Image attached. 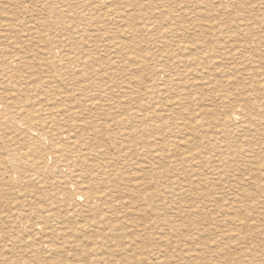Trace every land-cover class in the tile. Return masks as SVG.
Returning <instances> with one entry per match:
<instances>
[{
    "label": "rangeland",
    "instance_id": "obj_1",
    "mask_svg": "<svg viewBox=\"0 0 264 264\" xmlns=\"http://www.w3.org/2000/svg\"><path fill=\"white\" fill-rule=\"evenodd\" d=\"M136 1L0 0V22H3L5 25L0 23V50L6 49L8 56L18 55V57L30 63L27 69L19 67L13 68L16 72L17 83L26 81L31 83L29 86L35 85L37 87L41 84H46L44 81L47 78L51 77L53 79L55 77V79L58 78L60 81L67 82L68 84V87H66L67 91L63 89L65 92H68V98H59L58 96L56 98L57 100L51 99L55 97L54 94L43 98L40 96L41 93H36L37 91L26 92L24 94L19 89L23 87L18 85L15 86V89H18L17 91L14 90V87L0 91V102H3L4 105L7 102L11 104L12 101V103L19 104L18 106L23 104L28 110L37 111L39 113L35 112V114L44 118L45 113L43 110L52 108L55 103L56 105H66L70 104L71 101L81 100L84 106L72 112L82 111L83 116L81 118L71 117V120H77L79 123L80 121L86 123L87 121L94 120L102 125V127H111L113 123L107 122L105 119L107 117L106 114L109 112L110 97L114 95L115 100L121 106L116 112L118 121L125 120L126 123L123 126L114 125L115 127H112V133H120L123 136L124 132H126L127 134L134 135L130 138V142L132 141L131 146L122 150L125 152L130 151L131 155L129 157H122L121 160L123 162L133 160L135 162L134 166L120 163L123 179L118 181V189H113L111 184H108L111 191L113 190L112 195L114 197L110 199V205H113V209H108L105 207L106 205L103 208L88 209L82 205L83 202H80V206L78 207L72 203L70 213L66 214V212H62L73 223L74 232L76 233L75 236L71 237L70 234L73 231L58 222L51 224L44 238L30 231L27 233L21 231V234H19L8 220L14 218L13 214L23 211V209L26 211L31 210L33 207L32 204L37 203L36 198L40 194H43V192L44 194H48L69 189L74 193L75 189L72 184L69 185L70 180L65 178V174L67 173L65 169L58 170L53 174H46L40 179H36L31 176V173H27L28 168L25 166V163L28 162L26 155L28 149H25L27 147L24 145L23 140L17 137L18 132L6 130L3 126H0V160L5 158L4 161L0 162V166L2 165L0 169H5L4 171L8 172L7 175H13L11 177L13 182H9L8 176H5L6 186L4 185L2 187L4 198L0 200V260H2V264H9V262H11L10 264H34L31 261L33 259L31 253V245L33 242L38 241L45 245V242L50 241L49 236H56V234L58 235L59 242H65L66 240L75 243L83 242L89 248L90 238L103 243V235L106 234L111 226L117 225L120 222H126L124 225L131 224L132 222L140 225L146 224L152 228L155 222L162 223L171 221L173 224L183 226V231L188 236L192 232H195L194 230L191 232L187 231V222L185 221L188 218L198 222L201 228H205L208 232H212L215 235L216 233L220 234L219 231L223 232L224 237L227 238V245H230L227 246L229 247V251H235V248L244 247L248 253L244 257V264H264V147L260 149L259 178L255 179L248 175L244 177L243 182L253 186L251 191L246 193L247 197L241 196L242 193L233 186L236 182L229 181L231 190L226 187L220 189V187H224L220 185L213 190L209 189V185L204 183V179L207 178L206 176H210L208 171L205 170L206 167L200 169V177L193 176L187 178L184 174V167H182V171L179 173L172 171L173 173L171 174L161 175L157 172L164 171L165 168L162 167V162L161 164L157 163L155 165L156 168L152 171L150 167L151 159L149 158L150 150L155 151V154H159V152L160 154H165L167 153L166 151L173 150L176 146H180L179 149L183 153L189 150L186 153V157L189 158L201 152H210L208 156L213 159L216 158L215 153H219V151L224 154L227 153L229 148L226 142V135L223 136V132L217 128L215 120L207 117H211L212 115L219 117L222 114L223 106L221 104L223 100H221V95L225 94L226 91L237 92V88L244 79V76L241 74L243 73L244 60L241 61L239 54H236L239 49L236 47L233 39L222 38L221 48L213 52L205 48L192 47L188 52L181 53L176 46L180 44V40H178L180 37L177 38V36L184 32L187 35L199 34L200 31L213 32V34H232L235 36L237 31L246 30L247 28L254 29L264 36V0H247L245 3L247 6L244 9L242 8L241 11L231 9L233 5L237 4L236 1L234 3L232 2V5L229 7L224 6L231 0ZM127 6L128 8L125 9ZM114 16L116 17L114 18ZM21 24L22 27H20ZM160 36H165V39H161ZM188 37L190 39L189 41H191V38H195L194 36ZM261 38V58L260 62L256 63V65L260 67V72L264 73V37ZM135 39L138 41L136 40L137 43H133V49L124 50L123 44L127 42L131 43ZM58 40L64 41V46L60 47L57 42ZM166 42L174 46L168 48L165 46ZM37 47L38 49H36ZM156 51L158 54H156ZM66 54H68V57L71 56L77 61V63L71 62L68 71L63 69V64L60 62L54 64L49 63L50 60L57 62L59 59L58 56L64 57ZM240 54L242 53L240 52ZM53 55H57V57H53ZM134 56L135 58H133ZM140 57L141 59H139ZM141 60L143 62L146 60L147 62L143 63ZM0 61H4L1 55ZM188 73L190 76L187 75ZM170 80H172L171 84ZM98 81L107 83L109 89L107 88L102 91L96 84L99 83ZM216 81L220 82V87L216 86ZM17 83L14 81L13 84ZM75 83L79 84V86H74ZM177 83H180L181 86H178ZM170 87L172 89L176 88L180 94L188 87L186 89L187 95L176 96L174 91L172 89L170 90ZM7 96H11L13 99L4 101L3 99ZM186 110L192 115H183L181 118L176 117L177 114L175 112H184ZM129 114H134L135 117L129 120ZM192 120L201 121V123L196 126L189 124ZM238 125L239 123H236V126ZM185 127L186 129H183ZM90 134H93V132H90ZM234 135L238 138L239 142L243 140L240 132ZM221 138L223 139L220 140ZM151 140L156 143H152ZM207 140L210 144H208L209 142ZM230 140L232 142L234 139ZM263 140L264 135H260V147L262 146L261 143ZM106 151L123 156L121 150L107 148ZM15 154L16 157L21 158V169L26 168L23 174L20 172L22 171L21 169L20 171H15L11 164L10 158L15 156ZM95 157L97 158V156ZM121 160L120 162H122ZM185 170L188 171L187 175L189 176V168L185 167ZM149 172H151L152 176H150L151 174ZM151 177L152 180L150 179ZM189 179L195 185L197 183L201 184L199 188L203 190H199V192L202 191L207 196L200 194L198 191L174 193L166 188L173 180L185 182ZM207 180L209 181L210 179L208 178ZM213 182L218 181L214 180ZM224 182H226L225 179ZM134 183H136L135 186L137 189L132 187ZM15 184L16 186H14ZM256 185L260 186V190H256ZM121 188L129 190H125L127 191L125 192L126 194L123 193L121 196L120 194L117 195L116 192L119 193ZM131 190L134 191L135 197L139 201L144 197L150 199V204L145 207L146 211L144 213L133 212L134 207L131 208L130 206L123 205L126 202L125 198L132 193ZM134 193L132 194L134 195ZM231 198L233 199L231 200ZM226 200L228 203H225ZM135 208L134 210H137L138 206ZM236 208L240 211L239 218L241 221L237 222V224L239 222L242 224L240 226L234 224L236 222L235 219L238 218L234 217L235 213L232 209ZM58 211L53 209V212L56 214ZM85 214L86 216H84ZM105 217L108 219L103 221ZM131 232L133 234L135 233L132 229H126L123 233L133 235ZM169 232L172 233L170 230ZM242 232L244 233L242 234ZM151 233V239L146 246V250L142 251V258L144 260L142 264H185L184 262L187 260L186 256L187 258L189 257V253H185L189 252V249L200 250L202 246L199 243H205L206 239L207 242L209 241L208 239L213 237V234H211L212 237L205 235L201 237L200 241H196V244L193 243L194 245H190L191 248H188L189 246H186L187 242L180 240L182 239L181 236L179 239L172 237L167 244L162 245L158 238L160 236L159 231H151ZM115 244L114 242H111V244L105 243V246L99 249L98 258L100 260L98 262H101L100 264H132L124 261L118 253H114L117 248ZM236 251L239 252V250ZM136 252L139 254L140 250ZM182 253L186 256L184 257ZM82 258L70 257L66 259L64 264H91L92 260H94V258L92 259L90 257L89 259ZM231 263L233 264L234 260L230 261Z\"/></svg>",
    "mask_w": 264,
    "mask_h": 264
},
{
    "label": "bare ground",
    "instance_id": "obj_2",
    "mask_svg": "<svg viewBox=\"0 0 264 264\" xmlns=\"http://www.w3.org/2000/svg\"><path fill=\"white\" fill-rule=\"evenodd\" d=\"M208 1H212V0H208ZM234 1L237 2V4L233 5L231 8V9H234V11H241L242 8L244 9L247 6L245 4L247 2V0H231L227 5H224V6L229 7L230 5H232L231 4L232 2L234 3ZM121 5H123V4H121ZM126 8H128V6L125 7V9ZM141 13H143V12H141ZM187 15H189V14H187ZM198 15H200V14H198ZM116 16H114V18ZM207 18H209V17H207ZM18 20H19V18H18ZM18 20H16V21H18ZM168 20H169V18H168ZM7 21H8V19H7ZM170 21H171V19H170ZM0 23H3V22H0ZM3 25H4V23H3ZM213 26H214V24H213ZM20 27H22V24L20 25ZM201 29H203V28H201ZM153 31H151V32H153ZM165 31H167V30H165ZM195 32H199V31H195ZM99 34H100V32H99ZM1 36H3V35H1ZM188 36H190V37L194 36L195 38H191V41H189L190 39H188L189 38ZM36 37H37V34H36ZM261 37H264V36H262L260 34V32L255 31L254 29H250V28H247L246 30L237 31L235 36L232 34H229V35L228 34H221V33L213 34V32H203V31H200L199 34L194 33L191 35H187V33L184 32V33L179 34L177 36V38H179L178 40H180L179 41L180 44H177L176 46L178 47L179 51H181V53H183L185 51L188 52V50L191 49L192 47L205 48L208 51L213 52L216 49L221 48V46H222L221 45V39L222 38H225V39L228 38L229 40L233 39L236 43V47L239 49L236 54H239L241 61L244 60V62H243V65H244L243 66V73H241L244 76V79H243V82L241 83V85H239V87L237 88L236 93H233L231 91L230 92L226 91L225 94L221 95V100H223V103L221 104L223 106L222 114H220L219 117L215 116V115H212L211 117H207V118H210L211 120H215V122L217 123V128L220 129L221 132H223V136L226 135V142L228 143V148H229L227 153L224 154V153L219 151V153H215L216 158L213 159L210 156H208V155H210V152H201L199 154L193 155L192 158L186 157V153L189 150H186V152L183 153L179 149L180 146L174 147L173 150L166 151L167 153H165V154H162V153L160 154V152H159V154H155V151L150 150L149 151L150 152L149 158L151 159L150 167H151L152 171L156 168L155 165L157 163L161 164V162H162V167L165 169H164V171L157 172L158 174H161V175H164L167 173L171 174V173H173L172 171L179 173L182 171V167H184L185 176L187 178H191L193 176L200 177V175H201L200 169L203 167H206L205 170L208 171V174L210 176L209 177H208V175L206 176L207 178L204 179V183L209 185L208 186L209 189L213 190L214 188H218V186L220 185V186H224V187H220V189H224L226 187L227 189L231 190V188L229 187V181L230 182H236V184L233 186L236 187L238 189V191L242 193L241 196L247 197L246 193L248 191L250 192L251 188L253 186H250L247 183L243 182L244 177L246 175H248V176H252L255 179L259 178V176H260V149H262L264 147V140L261 143L262 146L260 147V135H264V73L260 72V70H261L260 67H258L256 65V63L260 62V58H261L260 57V45H262V43H261L262 38ZM140 38H141V35H140ZM160 38L165 39V36H160ZM136 40L137 39H135L131 43L127 42V43L123 44L124 50L133 49L132 48V46H134L133 43L134 42L137 43V41H138V40L137 41ZM57 42L60 45V47L64 46V43H65L64 41L58 40ZM225 42H228V41H225ZM30 44H32V43H30ZM49 45H51V44H49ZM165 46L170 48V47H173L174 45L173 44H167V42H166ZM19 48H22V47H19ZM36 49H38V47ZM240 52L242 54H240ZM7 53L8 52L6 49L0 50L1 58L4 59V61H0V91H2L4 89L12 88V87H14V90L17 91L18 89L16 90L15 86L21 85L23 88H19V89H21L24 94L26 92L37 91L36 93H41L40 96H42L43 98H45V96H48L51 94L55 95L54 98H51V99H55V100H57L56 98H58V96H59V98H62V97L68 98V92H65V91H67L66 87H68L67 82L60 81L58 78L55 79V77H53V79H51V77L47 78L44 81L46 84H41L40 86H37V87L35 85L29 86V85H31V83H28L26 81L17 83L16 72L14 71L13 68L19 67V68L27 69V68H29L30 63L26 62L23 58L18 57V55L8 56ZM14 54H15V52H14ZM40 54H41V52H40ZM113 54H112V56H113ZM129 54L131 55V53H129ZM156 54H158L157 51H156ZM23 56H24V54H23ZM135 56L133 58H135ZM152 56H153V54H152ZM186 56H188V55L186 54ZM189 56H190V54H189ZM8 57H9V59H8ZM53 57H57V55H53ZM58 58L59 59L57 62H52L50 60L49 63L54 64V63L60 62L63 64V69L67 70V71L69 69V66L71 65V62L77 63V61H75L73 59V57H71V56L68 57V54L64 55V57L58 56ZM136 58H138V57H136ZM149 58H152V57H149ZM177 58H178V56H177ZM257 58H259L258 61H257ZM139 59H141V57ZM202 59H201V61H202ZM263 59H264V56H263ZM87 60H89V59H87ZM195 60H199V59H195ZM144 62L146 63L147 61L145 60ZM133 64H135V63H133ZM162 64H163V62H162ZM196 64H198V63H196ZM77 67H79V66H77ZM120 67H121V65H120ZM187 75H189V73ZM107 78H109V77H107ZM128 80H131V79H128ZM14 81L17 84H13ZM136 81H138V80H136ZM234 81H236V80H234ZM171 82H172V80H170V84H171ZM187 83H185V84H187ZM215 83H216L217 87H220L219 81H216ZM93 84L95 85V83H93ZM96 84L100 87V89L102 91L106 90L107 88L109 89V85L105 82H99ZM133 85H134V83H133ZM177 85L181 86L180 83H177ZM74 86H79V84L75 83ZM127 87H129V86H127ZM187 88L188 87H186L185 91L183 93L181 92V94L176 88L172 89L170 87V90L172 89L174 91V93L176 94V96H182V95H187V91H186ZM63 89H65V91ZM127 90H130V89H127ZM62 91H64V92H62ZM37 97H38V95H37ZM184 97H186V96H184ZM9 99H13V98L11 96H7L3 100L6 101ZM74 99H76V98H74ZM187 100H189V99H187ZM12 102H11V104H10V102H7V103H5L6 105H4L3 102H0V126H3L6 130L18 132L17 137H20L23 140L24 145L27 147L25 149H28V151L26 153V155L28 157V162L25 163V166L28 168L27 173H29V174L31 173L32 174L31 176L35 177L36 179H40L41 177L45 176L46 174H53L54 172H56L58 170L65 169L67 172L65 174L66 175L65 178L70 180L69 185H71V184L73 185L75 192L73 193L69 189H66V190L64 189V190H61L59 192H55L56 191L55 190L54 191L55 193H48V194H44V192H43V194H40L36 198L37 203L32 204L33 207L31 208V210L26 211L22 208L23 211H20V212L13 214L14 218L8 219V220L11 222L12 227L15 228L19 234H21V231L26 232V233L30 231V232L35 233V235L41 236V237L43 236L42 238H44V235L48 232V229H50L51 224L54 222H58V223H62L63 225L67 226L68 229L73 231V233L70 234L71 237L75 236L76 233L74 232V230H75L74 225L70 221V219L66 218V214L71 212L70 206H72V203L74 204V206L78 207V206H80L79 203L83 202L82 205L88 209H98L100 207L103 208L105 205H106L105 207H107L108 209H113V205H110V202H111L110 199L114 197L112 195L113 190L111 191V188L108 184H111L113 189H118V181L123 179L122 170L120 169V163L127 164L129 166L135 165V162L133 160L128 161V162H123L121 160L122 157H129L131 155L130 151L125 152L122 150L124 148H129V146H131L132 141L130 142V138H132L134 135L133 134H127L126 132H124L123 136L120 133H118V134L112 133V127H115L118 125L123 126L126 123L125 120H122L121 122H119L118 117L116 116V112L121 108V106L115 100L114 95H111L110 107L108 106L109 112L106 114L107 117L105 120L107 122H111L113 124H111V127H108V126L102 127V125L98 124V122H96L94 120L87 121L86 123L84 121H80V123H79L77 120H75V121L71 120V117L81 118L83 116L82 111L72 112L73 110L82 108L84 106V104L81 103V100L71 101V103H74V104L70 103V104H66V105H64V104L56 105V103H55V105L52 108H48L46 110H43V112L45 113L44 118L37 116V114H35V112L36 113H39V112L28 110L25 105L20 104L21 106H18L19 104L17 105V104L12 103ZM173 102H174V99H173ZM27 107L29 108V106H27ZM105 109H107V108H105ZM175 113L177 114L176 115L177 118H181V117H183V115H192L187 110L184 112H175ZM88 114L90 116V113H88ZM90 117H92V116H90ZM133 117H135L134 114L128 115L129 120H132ZM157 119H159V118H157ZM199 123H201V121L192 120L191 123H189V124L196 126ZM236 123H239V125L236 126ZM152 128H155V127H152ZM183 129H186V127ZM90 132H93V134H90ZM176 132H178V131H176ZM239 132L242 134L241 137L243 139L240 142H239L238 138L235 137V135H234V134H237ZM166 135H168V134H166ZM172 137H174V136H172ZM222 139L223 138H221L220 140H222ZM230 139H234V140H232V142H231ZM216 141L218 142V140H216ZM234 141H235V143H234ZM151 142H152V140H151ZM172 142H171V144H172ZM182 142H185V141H182ZM207 142H209V141L207 140ZM152 143H156V142H152ZM208 144H210V142ZM107 148H114V149H117L119 151L121 150V152L123 153V156H118V155L113 154V153H108L106 151ZM190 148H192V147H190ZM142 155H145V154H142ZM95 156H97V158ZM4 159L5 158L1 159L0 162L4 161ZM8 159H9V157H8ZM10 159H11V164L14 167L15 171H20V169L22 168L21 158L16 157V154H15V156L11 157ZM120 160L122 162H120ZM158 160H160V161H158ZM185 167L189 168V173H190L189 176L187 175L188 171L185 170ZM24 169H26V168L21 169L22 170V171H20L21 174H23L25 172ZM4 170L0 169V200L4 198V193H3L2 187L6 183L5 176L8 173L7 171H4ZM149 173L151 174V172H149ZM179 175H181V174H179ZM7 176L9 178L8 179L9 182H13L11 179V177H13V175L8 174ZM150 176H152V174ZM239 176H240V179H239ZM208 178L210 179L209 181L207 180ZM150 179L152 180V177ZM224 179L226 182H224ZM214 180L218 181V182H213ZM148 181H150V180H148ZM150 182H152V181H150ZM136 183H134L132 186L134 189H137V187L135 186ZM66 184H68V183H66ZM206 184H204V186H206ZM252 184H254V183L252 182ZM69 185H68V187H69ZM14 186H16V184ZM200 186H201V184L197 183V185H195L189 179L188 181H185V182L173 180L172 182H170V184L166 188L169 189L170 192H174V193L181 192V193H183V192H193V191L199 192V190H203L202 188H199ZM256 187H257L256 190H260V186L256 185ZM203 188H205V187H203ZM47 189H48V187H47ZM125 190H129V189L121 188L119 193L118 192H116V193H117V195L120 194V196H121V194H123V193L126 194L125 192H127V191H125ZM121 191H124V192H121ZM131 192L134 193V191H132V190H131ZM132 193H130V196L128 195V197L125 198L126 202H124L123 205H126L127 207L130 206L131 208L134 207L133 212L136 211L139 213H144L146 211L145 207H147L150 204V199H148L147 197H144L142 200L139 201V200H137V197H135V193H134V195ZM199 193L207 196V194H204L202 191H200ZM138 198H140V197L138 196ZM218 198H220V197H218ZM232 199L233 198H231V200ZM220 200H222V199H220ZM249 200H250V198H249ZM225 203H228L227 200ZM137 206H138V209L134 210V209H136L135 207H137ZM81 208H83V207H81ZM53 209L59 210L58 213L56 214L55 212H53ZM232 210H234V213H235L234 217L238 218V219H235L236 222L234 221L235 222L234 224L236 226L242 225L240 222H239V224H237L238 221H241V219L239 218L240 211H238V208L232 209ZM242 211L244 212V210H242ZM256 211H258V210L256 209ZM62 212H66V214H63ZM203 214H205V213H203ZM84 216H86V214ZM175 216H176V214H175ZM190 216H191V214H190ZM107 219L108 218L105 217L103 221H106ZM118 220H119V218H118ZM192 220H191V218H188L185 221V222H187V224H186L187 228H188L187 231L188 232H191L193 230L195 231V232H192L190 235H188L189 237L185 234V231H183L184 230L183 226L173 224L171 221H165L162 223L161 222H158V223L155 222L152 225V228H150L146 224L140 225L138 223L132 222L131 224L124 225L126 222H123V223L120 222L117 225L111 226L109 228V230L106 232V234L103 235V238H102V240H104L103 243H100L101 241L98 242L99 240L95 241L94 239L90 238V244H89L90 247L89 248H87L88 246H86V243H83V242H81V243L76 242L75 243V242H70L68 240H66L65 242H59L58 235L56 234V236H49L50 241L45 242L44 243L45 245H43L42 243H40L38 241L33 242V244L31 245V247H32L31 253L33 255V259L31 261L34 264H64L66 259H68L70 257L71 258L72 257H75V258L81 257V259H83L82 257H85L86 259L87 258L89 259V257H90L92 259L94 258V260L91 259L93 264H100L101 262H98V260H100V258H98L99 249L102 246H105L104 245L105 243L111 244V242H114V243H116L115 246H117L116 250L114 251L115 254L118 253V255H120V257L126 262H130L132 264H142L144 262V260L142 258L143 257L142 251L146 250V246H147L149 240L151 239V234H152L151 231H159L160 236L158 238L160 240L159 242L162 245H165V243L167 244L169 242L170 238H172V237L179 239V237L181 236L182 239H180V240L186 241L187 242L186 246H189L188 248H191L190 245H192L193 243L196 244V241H200L201 237H204L205 235L212 237L211 234H213V237L208 239L209 241L206 242V240H207L206 239L205 243L204 242L199 243L200 246H202L200 248V250L189 249V252L185 253V254L189 253L188 258L184 253H182V255L184 257L186 256V259H187L184 262L185 264H230V261H232V260H234L233 264H244V257H246V253H247V250H245L244 247H241L242 249L241 248H238V249L235 248V251L234 250L229 251V247H227V246H230V245H227V243H226L227 238L224 237L223 232L219 231L220 234L216 233V235H215L212 232H208V230H206L205 228H201L199 226L198 222H196L194 220L192 221ZM232 220H234V219H232ZM2 222H3V219H2ZM78 224H79V222H78ZM255 225H257V224H255ZM82 227H84V226H82ZM107 227H108V224H107ZM226 228H227V226H226ZM126 229H132L135 233L133 234V232H131L133 235H126L123 233L124 230L126 231ZM238 229H240V228H238ZM169 230L172 231L173 234L171 232H169ZM59 233H61V232H59ZM243 233L244 232H242V234ZM238 237H240V236H238ZM46 238H47V236H46ZM11 239H12V237H11ZM237 242L240 243L238 240H237ZM236 246H239V245H236ZM137 250H140L139 254H137V252H136ZM186 250H187V248H186ZM236 250H239V252H237ZM184 257H183V260H184ZM250 257H251V255H250ZM7 263H8V261H7ZM10 263L11 262H9V264ZM0 264H2V260H0Z\"/></svg>",
    "mask_w": 264,
    "mask_h": 264
}]
</instances>
